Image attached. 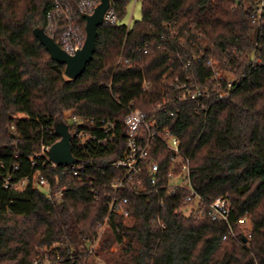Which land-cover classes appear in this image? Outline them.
Masks as SVG:
<instances>
[{
  "label": "trees",
  "instance_id": "trees-1",
  "mask_svg": "<svg viewBox=\"0 0 264 264\" xmlns=\"http://www.w3.org/2000/svg\"><path fill=\"white\" fill-rule=\"evenodd\" d=\"M139 1L141 18L130 26L122 23L129 0L112 1L117 23L98 27L91 61L71 80L34 34L41 28L58 43L63 23L54 21L52 1L0 0V264H43L47 256H59L58 264H264V11L259 21L251 18L259 0ZM72 5L85 36V20ZM50 22L57 25L53 31ZM212 65L233 81L220 100L225 83L215 86ZM176 78L209 93L200 99L206 110L175 95ZM165 96L171 101L158 110ZM129 109L154 116L178 137L199 195L207 202L229 199L232 231L211 221L205 205L185 204L184 191L161 194V207L159 195L148 188L125 193L131 224L112 217L90 252L108 212L99 184L120 174L109 163L122 156V121ZM65 112L93 119L90 129L99 138L102 119L117 125L112 142L71 143L73 156L94 165L82 181L61 175L49 162L31 164L42 144L59 140L53 126ZM155 153L167 162L168 151ZM36 171L66 185L59 203L31 182L20 190L3 185L6 178L15 184ZM90 179L98 183L97 196Z\"/></svg>",
  "mask_w": 264,
  "mask_h": 264
},
{
  "label": "built area",
  "instance_id": "built-area-1",
  "mask_svg": "<svg viewBox=\"0 0 264 264\" xmlns=\"http://www.w3.org/2000/svg\"><path fill=\"white\" fill-rule=\"evenodd\" d=\"M51 1L53 3L51 15L54 21H61L63 23L57 44L67 55L73 56L82 48L85 36L74 21L75 8L72 2H76L77 11L84 16L91 15L100 3V0ZM112 1L113 0H110L109 8L104 14L103 21L106 24L114 25L117 23L118 19ZM263 11L264 0H259L251 14L253 23L261 19ZM56 27V24L50 22L48 30L53 31ZM147 51V47H145L143 52L147 53ZM124 61L125 63L129 62V60ZM209 63L210 65L212 64V59L209 60ZM226 74L228 73L216 69L212 65L211 78L214 83H217L215 86L219 88L221 86L220 82L225 83L224 87L222 86L223 92L218 94L219 100L230 94L232 90L233 81L228 78ZM147 87L148 85L144 80L143 90ZM172 88L175 95L178 96L181 101L188 100L197 102V108L201 111L206 110V107L200 99H209L210 95L208 92L202 91L197 84L188 81L180 82L179 79L176 78ZM170 101L171 98L165 96L162 100V104L157 105V109L161 110L162 105ZM166 113L169 116L174 114L172 110H167ZM62 122L68 127L71 143L75 141L81 146H84L88 141L94 143L95 146L103 145L106 142H112L116 136L115 130L117 129V125L110 120L102 119L99 122L98 130L103 133L102 138H99L97 133L90 129L94 123L91 118H83L70 112H65ZM122 129L124 139L122 156L109 163V168L120 174L113 176L108 183L102 182L99 184L108 198V212L103 223L99 225V231L96 239L90 246V252L98 247L104 232L111 226L112 217L120 216L124 224H131L132 218L128 210L129 199L125 193L139 195L144 193L148 188L159 195L161 207L164 205L161 194H175L177 191H184L185 204L192 207H197L200 204L205 205L206 215L211 221L226 223L229 226V230L232 231L229 223V218L232 213L229 199L224 196L207 202L199 195L191 183L189 168L190 159L182 154L178 137L167 128H161L154 116H149L147 113L138 109H129L127 111L122 121ZM157 146L160 147L157 148ZM50 147L51 146L48 145H41L40 152L36 154L31 161L33 167L36 166L37 160H43L45 163L49 162L53 168L58 169L61 175L82 181L85 179L84 177L87 175L88 170L94 166L91 159L89 162H84L80 161L75 156L73 157L77 159L76 163L67 166L53 164L48 157ZM156 149H164L169 152L167 162L163 163L157 159L155 155V152H157ZM164 165H166L165 170H163ZM102 174H104V171ZM86 177L88 178V176ZM29 182H31L34 188L39 189L46 199L52 203H59L66 190V185H60L57 179L56 182L52 184L40 171H36L31 178H24L15 184H9V179L6 178L3 185L4 187H10L14 190H20ZM96 182L95 179L89 180L90 190L95 196L98 194V191L95 189V185L98 184ZM244 222V219L238 221L239 224H244ZM160 227L164 228V225L160 223ZM225 238L226 237H224V239ZM60 261H62V259H60L59 256L53 261L47 256L44 257L43 264H58Z\"/></svg>",
  "mask_w": 264,
  "mask_h": 264
},
{
  "label": "water",
  "instance_id": "water-1",
  "mask_svg": "<svg viewBox=\"0 0 264 264\" xmlns=\"http://www.w3.org/2000/svg\"><path fill=\"white\" fill-rule=\"evenodd\" d=\"M109 3L110 0H100V3L91 15L83 16L85 20V39L82 48L73 56L67 55L43 29L36 28L34 30L36 38L44 46L51 59L64 65V74L67 78L71 80L77 79L84 72L86 65L91 61L95 51L97 29L104 23L103 18L109 8ZM53 127L59 140L48 151L50 162L58 166L76 163L77 159L72 154L71 136L67 125L64 122H57Z\"/></svg>",
  "mask_w": 264,
  "mask_h": 264
},
{
  "label": "rangeland",
  "instance_id": "rangeland-1",
  "mask_svg": "<svg viewBox=\"0 0 264 264\" xmlns=\"http://www.w3.org/2000/svg\"><path fill=\"white\" fill-rule=\"evenodd\" d=\"M141 18V3L139 0H129L128 3V8H127V13L125 15V17L122 20V23L130 26L132 25L135 21L140 20ZM226 76L228 78L231 79L230 74H226ZM119 248V245L114 244L111 248H110V252H117ZM96 264H102L101 261H97L96 260Z\"/></svg>",
  "mask_w": 264,
  "mask_h": 264
}]
</instances>
